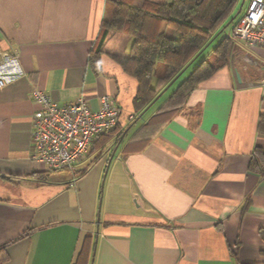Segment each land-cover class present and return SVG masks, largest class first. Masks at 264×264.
<instances>
[{
  "label": "crops",
  "instance_id": "crops-1",
  "mask_svg": "<svg viewBox=\"0 0 264 264\" xmlns=\"http://www.w3.org/2000/svg\"><path fill=\"white\" fill-rule=\"evenodd\" d=\"M107 17V0H0V54L17 57L0 68V175L19 178L0 179L1 264H75L87 236L89 264H264V174L249 168L264 155V47L233 38L228 65L144 150L129 152L130 137L169 94L134 112L137 82L113 59L129 55L132 37L123 32L107 36L92 68ZM34 89L59 104L83 97L91 110L108 95L119 126L134 125L94 164L100 153L40 183L30 177L45 172L30 159Z\"/></svg>",
  "mask_w": 264,
  "mask_h": 264
},
{
  "label": "trees",
  "instance_id": "trees-1",
  "mask_svg": "<svg viewBox=\"0 0 264 264\" xmlns=\"http://www.w3.org/2000/svg\"><path fill=\"white\" fill-rule=\"evenodd\" d=\"M134 1L107 0L109 17L101 22L99 38L89 52L88 62L94 69L99 67L101 48L109 34L123 32L132 37L129 55L113 56V59L126 75L137 82L132 107L138 116L144 115L157 101L165 98L174 86L155 114L133 133L126 144L127 151L141 152L185 107L197 87L228 65L233 38L229 35L230 31L224 36L222 34L229 27L224 26L226 22L236 14L240 0H173L170 4L144 0L141 7L134 6ZM236 20L237 17L230 22L231 28ZM165 28L177 32L179 37L173 39L167 36ZM159 66L160 72L157 71ZM189 69L191 71L183 78ZM133 125L131 123L123 129L117 123L107 135L95 138L87 155H100L90 165L99 160L106 147L111 152L117 149ZM260 126L263 131L264 117L260 118ZM263 159L264 155L255 153L249 168L264 174ZM86 171L87 168L77 176H83ZM49 174L45 171L30 177L38 178L42 183ZM0 179L12 182L19 178L0 175ZM248 204L249 199L243 211ZM259 236L264 241V230L259 231ZM91 241V236L85 238L75 264H89ZM5 259L6 255L0 250V264Z\"/></svg>",
  "mask_w": 264,
  "mask_h": 264
},
{
  "label": "built area",
  "instance_id": "built-area-1",
  "mask_svg": "<svg viewBox=\"0 0 264 264\" xmlns=\"http://www.w3.org/2000/svg\"><path fill=\"white\" fill-rule=\"evenodd\" d=\"M249 45L264 47V0H248L246 9L233 24L230 34ZM17 59L0 54V68ZM5 80L0 75V89ZM38 110L32 115L30 159L47 172L71 170L87 154L92 141L107 135L118 123L120 110L113 98H99L97 110H91L85 98L59 104L45 92L30 93Z\"/></svg>",
  "mask_w": 264,
  "mask_h": 264
},
{
  "label": "rangeland",
  "instance_id": "rangeland-1",
  "mask_svg": "<svg viewBox=\"0 0 264 264\" xmlns=\"http://www.w3.org/2000/svg\"><path fill=\"white\" fill-rule=\"evenodd\" d=\"M247 1L248 0H245L244 1V3H243V6H242V8H241V11H240V13H239V15L237 16V19H238V17L242 14V13H244V11H245V9H246V5H247ZM240 4H241V0L239 1V4L237 5V10L239 9V7H240ZM237 11L235 10V13H236ZM235 14H233V16H234ZM230 20V19H229ZM229 20L226 22V24L229 22ZM225 24V25H226ZM224 25V26H225ZM230 28H231V25H229V27L228 28H226V30H225V32H224V34H222V36H224L225 34H228L229 33V31H230ZM209 53V52H208ZM207 53V54H208ZM196 64V63H195ZM194 64V65H195ZM192 69V68H191ZM191 69H189V71L183 76V78L184 77H186V75L191 71ZM173 89H174V86L170 89V91L165 95V96H167L168 94H170L172 91H173ZM110 149V148H109ZM118 153V152H117ZM93 158V157H92ZM84 159H86V157H84L83 159H81L78 163H80L82 160H84ZM75 165H78V164H75ZM86 166V164L85 163H82L81 164V166L79 165V167H85ZM69 176V173L66 171V170H59V171H55V172H53V173H51L50 174V179H56V178H59V177H64V176Z\"/></svg>",
  "mask_w": 264,
  "mask_h": 264
},
{
  "label": "water",
  "instance_id": "water-1",
  "mask_svg": "<svg viewBox=\"0 0 264 264\" xmlns=\"http://www.w3.org/2000/svg\"><path fill=\"white\" fill-rule=\"evenodd\" d=\"M244 1L245 0H241V4H240V7H239V9L237 10V12H236V14L231 18V20H229V22L225 25V27H227V26H229V24H230V22H232L238 15H239V13H240V11H241V8H242V6H243V3H244ZM123 138V135L120 137V140ZM113 157V153H112V155H111V158ZM110 158V159H111Z\"/></svg>",
  "mask_w": 264,
  "mask_h": 264
}]
</instances>
